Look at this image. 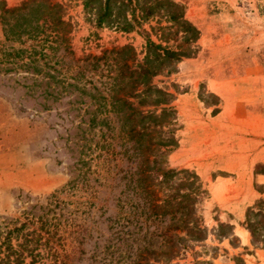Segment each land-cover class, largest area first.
I'll return each instance as SVG.
<instances>
[{
    "label": "rangeland",
    "instance_id": "374dc122",
    "mask_svg": "<svg viewBox=\"0 0 264 264\" xmlns=\"http://www.w3.org/2000/svg\"><path fill=\"white\" fill-rule=\"evenodd\" d=\"M21 1L0 0V13ZM162 1L183 6L184 19L198 31L191 41L184 42L186 35L168 19L175 9L167 3L143 20L142 29L123 31L89 23L81 0H52L63 4L68 23L57 39L49 32L36 39L7 36L0 20V222L18 223L27 213L39 214V205L56 193L62 211L75 210L77 219L93 228L78 246L75 264L90 262L95 246L102 249L111 232L107 217L117 212L114 197L120 189H113L114 174L105 173L103 163L119 167L126 161L103 158L97 147L102 141L99 127L88 126L94 111L90 103L98 95L89 89L90 82L101 88L104 76L99 75L106 66L100 60L98 68L85 67L84 59L126 47L119 60L141 62L146 38L159 43L165 36L162 44H180L185 53L170 63L169 71L152 77L154 85L173 95L175 144L166 159L169 167L198 176L203 192L193 216L203 232L194 235L202 241L190 240L184 254L166 262L149 255L148 261L264 264V0ZM24 20L20 18L17 28ZM20 48H42L44 56H32L35 61L23 67L21 60L28 62L30 56L8 54ZM83 85L88 93H82ZM149 173L150 187L160 197L155 186L160 173ZM81 176L88 179L86 185L80 182L74 193L63 191ZM249 210L261 215H249ZM148 240L149 250L162 249L160 238Z\"/></svg>",
    "mask_w": 264,
    "mask_h": 264
},
{
    "label": "trees",
    "instance_id": "16d2710c",
    "mask_svg": "<svg viewBox=\"0 0 264 264\" xmlns=\"http://www.w3.org/2000/svg\"><path fill=\"white\" fill-rule=\"evenodd\" d=\"M81 2L89 23L96 27L115 26L123 31L136 27L142 29L143 20L159 12L167 3L168 7L175 9V12L169 11L167 17L175 22L177 30L186 35L184 42L191 41L198 33L184 19L183 6L179 3L162 0ZM64 14L61 3L22 0L17 6L4 8L0 20L7 36L11 34L18 38L36 39L49 32L57 39L60 30L68 24L63 20ZM20 18L25 20L17 28ZM166 39L164 36L156 43L147 37L146 55L141 62L132 60L128 64L126 59L119 60L126 47L110 50L108 54L104 52L100 57L93 56L89 61H86L89 58L84 59L85 67L91 65V68H98L100 60H104L103 65L106 66V72L99 75L104 76V81L100 83L102 89L90 82L89 89L98 95L90 103L94 104V111L88 119V126L99 127L102 141L97 147L103 149V158H108L110 162L126 161L119 167L116 163H103V171L114 174L113 189L120 187L116 189L117 195L114 197L117 212L107 217L111 232L103 239L105 243L101 250H95V246L87 264H153L148 261L149 255L154 256L153 261L162 259L166 262L184 254L190 248V240L202 241L194 237L201 234L203 229L195 224L193 216L203 192L201 182L193 171L171 168L167 164V154L175 144L172 128L175 111L170 106L173 95L152 83V77L165 69L169 71L170 63L179 61L185 54L179 50L180 44L175 48L162 44ZM30 50L20 48L13 53L12 49L8 54L30 56L28 62L23 58L19 64L25 67L35 61L32 56H44L42 48ZM67 85L79 88L77 85ZM80 89L82 93L90 91L84 85ZM103 91L106 94H102ZM151 169L161 176L155 183L161 192L160 197H155V189L150 187ZM97 171L100 173L99 169ZM92 172L91 169L89 173ZM80 182L86 185L88 179L84 176L71 179L63 191L74 193L82 186ZM77 204L84 205L86 202ZM38 209L39 214L27 213L22 222H0V264H36L38 261L75 264L78 261L77 254H81L78 246L91 236L93 228L87 226L84 220L77 219L75 210L62 211L64 206L56 193L50 194L46 204L39 205ZM248 213L254 217L261 215V211L249 210ZM30 224L33 227H29ZM250 226L255 237L257 231L252 224ZM176 231L184 233L180 235ZM151 237L161 239V250L148 249L146 244ZM262 241L264 250V239Z\"/></svg>",
    "mask_w": 264,
    "mask_h": 264
}]
</instances>
